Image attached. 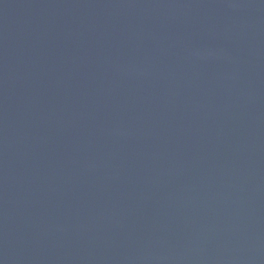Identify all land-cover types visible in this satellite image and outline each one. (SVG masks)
<instances>
[{
    "label": "water",
    "instance_id": "water-1",
    "mask_svg": "<svg viewBox=\"0 0 264 264\" xmlns=\"http://www.w3.org/2000/svg\"><path fill=\"white\" fill-rule=\"evenodd\" d=\"M0 264H264V0H0Z\"/></svg>",
    "mask_w": 264,
    "mask_h": 264
}]
</instances>
